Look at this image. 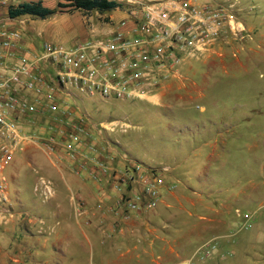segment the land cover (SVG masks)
Instances as JSON below:
<instances>
[{
    "label": "crops",
    "instance_id": "0c3cea01",
    "mask_svg": "<svg viewBox=\"0 0 264 264\" xmlns=\"http://www.w3.org/2000/svg\"><path fill=\"white\" fill-rule=\"evenodd\" d=\"M27 1H41L46 7L48 0ZM57 2L49 5L50 9ZM1 10L0 30L22 34L17 54L31 45L49 42L37 38L32 28L33 36L26 35L29 17L11 19ZM114 12L122 16H104L106 21L99 25L105 30L104 37L127 18L121 9ZM95 39L100 38L77 42ZM258 43L256 47H260ZM244 46L243 40L228 37L215 45L212 54L187 59L178 78L167 79L140 97L116 99L122 103L117 117L95 120L82 96H77L75 106L69 105L68 112L60 111L57 118L41 114L24 120L25 132L54 137L55 151L46 154L36 143L27 144L14 155L9 166L15 168L22 161L36 174L42 173L27 193L24 182L18 181V170L12 174L7 172L9 166L5 170L10 206L17 205L20 211L9 225L0 226V264H216L228 259L231 263L237 257L244 263L264 264V253L256 254L258 247L259 252L264 251V230L258 229L261 218L253 216L245 228L248 211L242 213L250 203L257 206L253 213L264 206V184L254 178L242 182V159L235 168L230 161L242 147L243 133L236 129L232 116H203L205 107L193 105L204 98L210 83L219 79L225 83L249 72L248 65L257 51L247 48L242 62L239 56ZM103 99L99 102L113 98ZM193 106L200 113L197 118L188 116L187 109ZM150 108L164 110L165 116L160 115L163 122L154 121L158 114L152 115ZM146 120L160 123L159 131L148 138L140 132V124ZM75 129L80 153L70 159L64 134ZM129 133L134 141L123 142L118 137ZM136 144L138 152L134 151ZM149 144L152 153L168 154L156 167L147 165ZM38 152L44 156L42 161L36 158ZM249 158L256 157L252 154ZM219 170L218 178L215 174ZM232 170L237 174L231 176ZM152 173L162 180L157 186L156 206L125 214L121 198L144 192ZM224 178L223 184L220 179ZM40 179L50 184L47 197L42 195ZM208 242L217 244L215 255L220 259L195 258L197 250Z\"/></svg>",
    "mask_w": 264,
    "mask_h": 264
},
{
    "label": "built area",
    "instance_id": "2783aa9c",
    "mask_svg": "<svg viewBox=\"0 0 264 264\" xmlns=\"http://www.w3.org/2000/svg\"><path fill=\"white\" fill-rule=\"evenodd\" d=\"M10 1L17 0H0V7ZM116 1L126 5L122 10L127 14L119 29L71 47L43 41L17 54L21 32L0 30V215L10 212L5 170L14 155L36 143L46 154L55 151L54 137L25 132L24 120L41 114L57 118L60 111L67 113L69 105L75 106L77 96L140 97L167 79L178 78L187 59L210 55L221 40L241 41L246 34L232 6L212 0ZM64 137L67 156L77 158L80 140L76 129ZM151 177L144 192L121 198L125 214L156 206L162 180L155 173ZM40 186L44 197L51 194L49 182L40 179ZM244 219L247 228L249 214ZM200 249L209 257L215 244L208 242Z\"/></svg>",
    "mask_w": 264,
    "mask_h": 264
},
{
    "label": "rangeland",
    "instance_id": "374dc122",
    "mask_svg": "<svg viewBox=\"0 0 264 264\" xmlns=\"http://www.w3.org/2000/svg\"><path fill=\"white\" fill-rule=\"evenodd\" d=\"M24 1L27 0L10 1L1 7L3 8L1 12L4 13L8 11L10 6L14 7ZM54 1L56 0H48L46 2V7L50 8L49 5H53ZM212 1L232 6L235 16L242 22L246 29V34L243 39V45L245 46L240 52V61L243 62V56L246 52H248L247 48L249 47H252V49L257 51V53L254 55V60L248 65V69H250L249 72L243 73V75L237 76L235 79L231 78L225 83L218 78L219 80L212 84L210 83L206 87L204 91V98L196 100L193 105H201L205 107V113L202 114L203 116L213 114L219 116L223 115L224 117L232 116L235 118L236 129L243 133V140L241 149L237 148V151L233 154L234 159H230V161H232V166L235 168L234 164L238 163L239 160L242 159V164H237L238 166H242L241 181L247 183L249 178H254L255 182L258 181L260 184H264V0ZM58 2L65 4L64 0H58ZM72 14H74V16ZM104 16H113L115 18L121 17L122 15L114 11L97 14L95 12L84 13L66 8L63 10V14H55L43 20L29 18L26 26L30 29L27 30L26 35L29 34V36H33L31 31L32 28L37 38H44L53 44L62 45L63 47H71L77 41H81L86 38L94 39L104 37L105 30L100 29L101 26H99L106 21ZM258 42L261 43L260 47H256V45L259 44ZM246 63H249V61L246 60ZM197 66L199 65L195 64V67ZM81 99L86 110L95 120L100 121L107 119L108 117L114 118L120 113L119 108L122 103L119 102V100L111 99L107 102L101 103L99 100H102V98L99 97L87 98L82 96ZM163 111V109H149V112L152 115L155 113L158 114L154 121L162 120L160 115L165 116ZM187 112L188 116L194 118H197L200 115L194 106L187 109ZM154 121L152 122V120H146L145 123L140 124L143 126V131L141 130L140 132L144 138H148L152 133L159 131L158 127H160V123ZM157 123L159 125H157ZM131 134L132 133H129L128 135L118 137L121 138L123 142H129L131 140L134 141ZM252 137L253 139H251ZM246 144L250 147L253 145L252 149H249L250 147L246 146ZM148 146L149 149H147V151H149L145 154L148 158L147 165L156 167L155 164L159 161H164V157H167L168 154L161 151L152 153L153 147H151V144ZM134 151H140L138 144L134 146ZM252 154L255 155V159L249 158H252ZM36 158L42 161L44 156L41 152H38L36 154ZM13 166L11 164L7 172L12 174L14 169H17V176L19 177L18 181H22L25 184L24 193L32 191L35 181L40 175H42V173L39 172V174H36L34 170L25 166L24 163L22 164V161L15 164V168H13ZM221 173L222 172L219 170L215 175L219 178L218 175ZM230 174L231 176H234L237 173L235 170H232ZM220 181L224 184L226 183V178H224V180L220 179ZM256 207V203H250L249 208L242 209V213H244V211H248L250 218L253 216L260 217L261 219L258 220V229L264 230V206L257 208L255 213H253ZM9 210L10 212H8L5 217L0 215V226L2 227H6L11 223L15 217L14 214L18 210V207L17 205H13L12 207H9ZM9 213H11V216ZM211 244H215V249L217 248L216 243ZM215 249L209 257L204 256L201 249H199L197 250L195 258L198 260H206L216 257L215 259H218L219 256L218 254L217 256L215 255ZM259 251L260 248L258 247L256 254L263 255L264 251ZM223 254L225 255V253ZM21 256V254L18 255L19 258H21ZM262 260L264 261V259ZM230 261L231 259H228L223 261L224 263L218 262L216 264H249L244 263L242 257L233 258V261L229 263ZM242 261L243 263H241Z\"/></svg>",
    "mask_w": 264,
    "mask_h": 264
},
{
    "label": "trees",
    "instance_id": "16d2710c",
    "mask_svg": "<svg viewBox=\"0 0 264 264\" xmlns=\"http://www.w3.org/2000/svg\"><path fill=\"white\" fill-rule=\"evenodd\" d=\"M65 4L57 2L55 8L50 9L42 5L41 1H24L16 6H10L7 14L11 19L29 17L33 19H45L49 16L63 13L68 8L74 11L84 13L104 14L115 11L116 9H125L124 3L116 0H64Z\"/></svg>",
    "mask_w": 264,
    "mask_h": 264
}]
</instances>
